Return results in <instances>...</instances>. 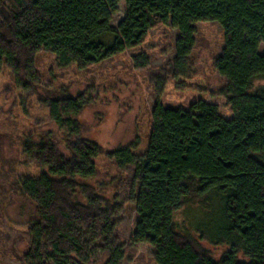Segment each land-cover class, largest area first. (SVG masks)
Returning <instances> with one entry per match:
<instances>
[{
    "label": "trees",
    "instance_id": "obj_1",
    "mask_svg": "<svg viewBox=\"0 0 264 264\" xmlns=\"http://www.w3.org/2000/svg\"><path fill=\"white\" fill-rule=\"evenodd\" d=\"M121 2L126 17L114 28ZM208 22L225 34L215 67L226 83L219 97L234 116L204 100L188 109L158 101L142 159L135 154L139 138L107 153L121 169L136 167L128 200L107 198L90 184L104 152L83 136L79 117L89 100H46L66 137L62 143L30 137L23 146L22 154L39 169L14 186L36 208L28 226L35 247L28 264H90L99 249L110 254L109 264H118L125 250L115 236L116 219L128 202L138 217L132 246L156 264H264V91L251 92L254 81L264 79V0H0V69L6 64L28 88L41 51L52 53L61 68L84 70L142 46L158 25H171L180 33L171 71L178 80L190 74L196 24ZM134 64L150 67L147 55L135 56ZM215 193L224 202L225 224L206 235L229 247L219 261L183 238L175 224L193 196Z\"/></svg>",
    "mask_w": 264,
    "mask_h": 264
},
{
    "label": "rangeland",
    "instance_id": "obj_2",
    "mask_svg": "<svg viewBox=\"0 0 264 264\" xmlns=\"http://www.w3.org/2000/svg\"><path fill=\"white\" fill-rule=\"evenodd\" d=\"M119 10L111 22L114 28L126 17L125 2H121ZM195 27L196 46L190 58V74L178 80L173 79L171 71L180 33L171 25H158L149 32L142 46L84 70L77 66L61 68L52 53L41 51L35 58L33 83L28 88L18 83L6 64L2 66L0 264H28L29 258L34 257L35 247L28 226L36 216V208L14 186L22 176L39 172L36 164L22 154L28 138L32 137L35 142L44 138L62 143L66 137V132L51 120L47 99L83 95L89 100L79 117L83 136L97 143L104 152L96 160L97 174L90 184L103 196L123 201L132 194L136 167L121 169L107 153L129 146L139 138L135 154L139 161L142 159L149 145L153 110L158 101L165 108L188 109L194 102L204 100L217 105L223 116L233 118L231 109L219 97L226 83L215 67L225 48L224 31L218 23H197ZM259 53L264 54V44ZM138 55L148 56L149 68L135 67L134 57ZM262 91L264 79L255 80L251 92ZM223 206L216 193L202 198L193 196L175 215L178 233L192 239L195 246L209 252L217 261L229 247L212 242L206 229L217 232L224 226ZM125 208V213L116 219L115 236L125 250L118 264H156L152 255L132 246L138 219L136 206L128 202ZM240 260L244 258L241 256ZM109 261L110 254L99 249L90 264H109Z\"/></svg>",
    "mask_w": 264,
    "mask_h": 264
}]
</instances>
